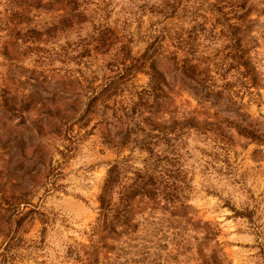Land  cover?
Instances as JSON below:
<instances>
[{
    "label": "rangeland",
    "instance_id": "rangeland-1",
    "mask_svg": "<svg viewBox=\"0 0 264 264\" xmlns=\"http://www.w3.org/2000/svg\"><path fill=\"white\" fill-rule=\"evenodd\" d=\"M16 1L0 0V264H264V0H41L13 18ZM232 23L256 76L248 88L231 59ZM155 35L173 91L153 116L186 125L178 158L160 165L187 179L175 183L179 200L137 196L104 230L98 195L110 163L130 155L132 176L147 153L102 143L101 104L80 118L85 80L101 83L128 47L138 57ZM187 50L222 98L174 77L164 55ZM148 81L136 74L116 100L127 104Z\"/></svg>",
    "mask_w": 264,
    "mask_h": 264
},
{
    "label": "trees",
    "instance_id": "trees-1",
    "mask_svg": "<svg viewBox=\"0 0 264 264\" xmlns=\"http://www.w3.org/2000/svg\"><path fill=\"white\" fill-rule=\"evenodd\" d=\"M40 2L41 0H17L9 8L10 16L18 17L15 11L17 6L29 4L36 7L40 5ZM68 2L73 5L77 4L76 0H68ZM83 17L77 15L78 19ZM228 28L230 38L236 39L231 59L232 63L240 68L238 80L240 85L246 88L251 87L256 84V76L249 61L245 58L246 50L239 43L237 37L240 25L232 23L228 24ZM163 38V36L155 35L153 40L149 41L145 51L138 57L132 56L129 47L126 50V44H124L121 51L126 50V53L119 58V61H116L118 65H116L117 70L114 74L106 76L97 85H94L95 76L85 80L86 91H90V94L87 96L88 100L80 118L93 112L97 105L101 104L110 111L103 122L104 127L99 130L102 143L116 153H120L124 149H128L130 153L135 150L147 153L143 159L142 168H135L132 176L127 174V169L131 166L125 163L129 160L130 155L125 159L114 160L110 163L98 195L104 230L114 231L113 221L110 220V224L106 222L108 215L115 211L126 218L130 211L131 201L137 196L155 197L161 193L166 200H179L180 192L175 183L177 181L184 183L187 179L185 174L177 179L179 167L167 170L163 165H160L163 160L168 161V154L172 156L173 160L178 158L175 145L176 142H182L181 136L186 132L184 130L186 125H182L181 121L177 119L158 121L153 116L163 106L162 98L166 97L164 89L167 88L169 93L173 91V87L167 80L166 72L160 70L156 64L157 55L165 51V49L160 50L162 48L160 42ZM177 41L183 47L184 44L189 43L185 42L184 38ZM180 49L184 51L183 48ZM188 55H193V52L187 50L183 56H179L176 51H167V54L164 55L173 65L174 77L179 78V83L191 89L200 98H222L224 91L215 89L219 86L216 85L209 68L197 70ZM127 59L130 60L129 63H126ZM140 72H145L149 76L147 87L134 90V94L127 104L117 101L116 96L119 95L120 86L122 88L130 84L129 81ZM233 83H225V85L229 88L233 86ZM159 144H165V146L158 149L156 147ZM115 196L118 200L117 204L113 203ZM233 209L237 213L249 215L247 212L243 213ZM97 251L98 248H94V252Z\"/></svg>",
    "mask_w": 264,
    "mask_h": 264
}]
</instances>
